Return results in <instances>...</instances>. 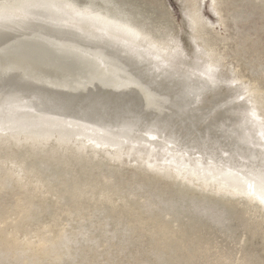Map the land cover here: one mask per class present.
<instances>
[{
	"label": "bare ground",
	"instance_id": "1",
	"mask_svg": "<svg viewBox=\"0 0 264 264\" xmlns=\"http://www.w3.org/2000/svg\"><path fill=\"white\" fill-rule=\"evenodd\" d=\"M177 1L178 26L163 0H61L132 22L149 42L130 48L90 24L0 25V264H264V206L224 175L225 152L245 158L243 113L264 115V0ZM100 58L110 79L88 71ZM209 63L217 91L245 96L211 135L184 100Z\"/></svg>",
	"mask_w": 264,
	"mask_h": 264
},
{
	"label": "snow or ice",
	"instance_id": "2",
	"mask_svg": "<svg viewBox=\"0 0 264 264\" xmlns=\"http://www.w3.org/2000/svg\"><path fill=\"white\" fill-rule=\"evenodd\" d=\"M8 8H16L15 14H9L7 11L0 13V25L5 27L14 25L16 27L26 28L34 23H46L55 27H68L83 33L85 24L92 25L94 32L98 33L99 39L105 41L116 40L125 47H132L134 43L149 42V37L144 31L132 22L127 20H114L96 12L92 6L79 8L71 3L61 2V0H24L17 5H8ZM57 50H63V45H54ZM153 49L160 46L152 44ZM171 51L173 58L178 59L179 50L171 48L170 42L164 45L165 55L158 56L157 59L164 60L163 67H170L171 61L168 60L166 53ZM29 56L26 52L18 53L17 66ZM108 61L103 58L93 59L89 62L88 71L98 75L102 79H110L111 74L107 67ZM154 71L158 74L161 71L156 66ZM218 69L209 63L202 72L199 73L200 83L194 90H188L185 93L184 100L191 112L193 122L203 129H206L209 135L214 132H226L224 127L236 113L238 102L243 101L245 96L239 92L233 94L232 91L219 90ZM189 80L194 79L189 76ZM229 88H234L237 81L225 82ZM249 96L254 95L253 86L245 89ZM18 97L10 96L8 98L9 108L16 106ZM26 104V101H21ZM15 113L10 112V120ZM244 127L247 132L244 134L240 143L244 146V152L241 153L245 158L239 160L234 154L224 153V157L232 156L231 163L224 173L230 178L229 187L231 194L247 197L253 203L258 202L264 206V115H258L254 106L243 113ZM0 124V130L3 129ZM35 127V125H33ZM8 130L13 134L18 133V129H13L11 123ZM155 139V137H151ZM98 146V145H97ZM15 167V165H13ZM224 264H233L232 261H225Z\"/></svg>",
	"mask_w": 264,
	"mask_h": 264
},
{
	"label": "rangeland",
	"instance_id": "3",
	"mask_svg": "<svg viewBox=\"0 0 264 264\" xmlns=\"http://www.w3.org/2000/svg\"><path fill=\"white\" fill-rule=\"evenodd\" d=\"M163 1H165V3L170 7L172 17L174 18V23L176 24V26L180 25L181 14H180V9H179V2L177 0H163ZM203 13H204L205 17L209 18L210 20H213V15L211 13H209L206 4H204ZM219 32H222V31L219 30ZM247 33H248V31H247ZM247 35L248 36L251 35L249 37L251 40L263 38L262 34H254L252 31H249V33Z\"/></svg>",
	"mask_w": 264,
	"mask_h": 264
}]
</instances>
